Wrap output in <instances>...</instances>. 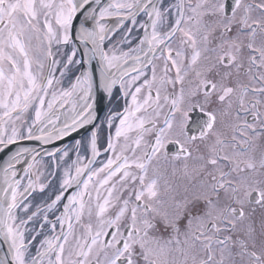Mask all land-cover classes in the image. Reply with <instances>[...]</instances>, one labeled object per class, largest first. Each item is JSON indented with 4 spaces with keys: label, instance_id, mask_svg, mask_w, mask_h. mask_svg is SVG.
<instances>
[{
    "label": "snow or ice",
    "instance_id": "obj_1",
    "mask_svg": "<svg viewBox=\"0 0 264 264\" xmlns=\"http://www.w3.org/2000/svg\"><path fill=\"white\" fill-rule=\"evenodd\" d=\"M0 264H264V0H0Z\"/></svg>",
    "mask_w": 264,
    "mask_h": 264
},
{
    "label": "flooded vegetation",
    "instance_id": "obj_2",
    "mask_svg": "<svg viewBox=\"0 0 264 264\" xmlns=\"http://www.w3.org/2000/svg\"><path fill=\"white\" fill-rule=\"evenodd\" d=\"M93 67L97 69V70H96V73H95V76H96V88H95V93H94V94H95V96H96V98H97V107H99V105L101 104V102H102L107 96L103 93L102 89L99 88V72H98V67H97L95 61H93ZM119 103L122 104L123 101L120 100ZM117 106H118L117 101L114 100V101H112V102L110 103V102H109V98L107 97L106 102H105V104H104V106H103L101 112L99 113L101 119H103V117L107 114V112L109 111V109H111V108H116ZM86 135H87V133H86L84 130H82V132H81L78 136H76L75 138H76V139H80L82 136H86ZM72 142H73V141L70 140V141H67V142H65V143H61V144H59V145H54L53 147H62L63 145L71 144ZM53 147H52V148H53ZM102 158H103V157H101V159H102Z\"/></svg>",
    "mask_w": 264,
    "mask_h": 264
},
{
    "label": "water",
    "instance_id": "obj_3",
    "mask_svg": "<svg viewBox=\"0 0 264 264\" xmlns=\"http://www.w3.org/2000/svg\"><path fill=\"white\" fill-rule=\"evenodd\" d=\"M106 99H107V97L101 102V104L99 105V107H97L98 113L101 112V110H102V108H103V106H104V104H105V102H106ZM81 132H82V130L80 131V133H81ZM80 133H79V134H80ZM79 134L74 133L73 136L76 137V136H78ZM70 140H71V139H69V138H65V140H64L63 142L57 141L54 145H59V144H61V143H65V142L70 141ZM22 143H23L24 146L35 147V148H37L38 150L41 148V145H40L39 142H37V141H24V142H22ZM54 145H47V146H44V147L52 148Z\"/></svg>",
    "mask_w": 264,
    "mask_h": 264
}]
</instances>
